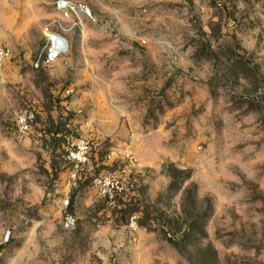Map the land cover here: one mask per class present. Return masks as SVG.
<instances>
[{"label": "rangeland", "instance_id": "374dc122", "mask_svg": "<svg viewBox=\"0 0 264 264\" xmlns=\"http://www.w3.org/2000/svg\"><path fill=\"white\" fill-rule=\"evenodd\" d=\"M55 1L0 0V264H264V0Z\"/></svg>", "mask_w": 264, "mask_h": 264}, {"label": "built area", "instance_id": "2783aa9c", "mask_svg": "<svg viewBox=\"0 0 264 264\" xmlns=\"http://www.w3.org/2000/svg\"><path fill=\"white\" fill-rule=\"evenodd\" d=\"M55 9L62 17L72 20L73 24L79 26L82 19H89L96 22L92 14L91 7L81 1L56 0ZM68 49L66 38L59 32H50L46 35V42L41 55L37 57L34 66L39 62L49 64L60 58ZM8 49L0 36V63L7 57ZM69 91V90H68ZM67 91V92H68ZM35 116L31 110L18 114L15 118L16 127L20 132L30 130ZM64 158L69 164V175L72 179L80 175L83 167L89 162L91 155V146L89 140L80 139L64 147ZM124 170L114 171L105 175H99L95 178L99 186L101 195L105 198L110 207H114L121 194L132 187V183L123 176Z\"/></svg>", "mask_w": 264, "mask_h": 264}]
</instances>
